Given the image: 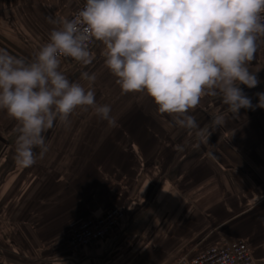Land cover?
<instances>
[{
    "label": "crops",
    "instance_id": "obj_1",
    "mask_svg": "<svg viewBox=\"0 0 264 264\" xmlns=\"http://www.w3.org/2000/svg\"><path fill=\"white\" fill-rule=\"evenodd\" d=\"M85 0H0V49L26 61L48 41L52 20L71 19ZM92 64L72 58L60 70L111 107L116 126L90 106L45 133L47 152L21 168L17 122L0 110V264H178L232 241L247 243L264 264V108L228 113L202 98L189 111L200 129L178 127L144 92L124 93L105 65L104 46ZM259 84L240 85L258 103L264 92V37L248 64ZM95 75L89 84L81 73ZM179 146V147H178ZM125 217L106 241L74 251L69 238L112 209Z\"/></svg>",
    "mask_w": 264,
    "mask_h": 264
},
{
    "label": "clouds",
    "instance_id": "obj_2",
    "mask_svg": "<svg viewBox=\"0 0 264 264\" xmlns=\"http://www.w3.org/2000/svg\"><path fill=\"white\" fill-rule=\"evenodd\" d=\"M51 22L58 27L34 60L0 49V110L17 122L15 159L21 168L36 163L35 149L43 157L45 133L77 108L90 106L116 126L111 107L98 105L90 87L60 70L61 57L92 64L94 42L103 44L105 65L124 93H146L158 113L197 136L211 135L189 114L204 97L227 106V113L213 117V129L224 125L228 113L264 108V92L256 93L253 105L240 87L259 84L248 64L264 37V0H85L72 19ZM81 79L91 84L95 75L82 72Z\"/></svg>",
    "mask_w": 264,
    "mask_h": 264
},
{
    "label": "built area",
    "instance_id": "obj_3",
    "mask_svg": "<svg viewBox=\"0 0 264 264\" xmlns=\"http://www.w3.org/2000/svg\"><path fill=\"white\" fill-rule=\"evenodd\" d=\"M84 3L79 9L84 6ZM78 10L74 13L72 18L76 15ZM95 43L96 42L90 45V49ZM68 59L71 58L61 57V62ZM124 217L125 214L122 210L113 209L100 218L82 224L71 234L69 238V247L74 251H79L96 242L108 240L113 234L114 229ZM178 264H255V261L247 243L237 240L213 247L195 258H184Z\"/></svg>",
    "mask_w": 264,
    "mask_h": 264
}]
</instances>
